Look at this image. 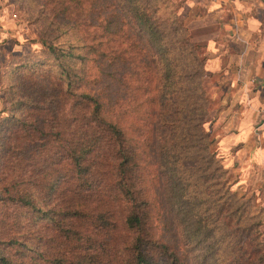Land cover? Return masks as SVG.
<instances>
[{
    "label": "trees",
    "instance_id": "trees-1",
    "mask_svg": "<svg viewBox=\"0 0 264 264\" xmlns=\"http://www.w3.org/2000/svg\"><path fill=\"white\" fill-rule=\"evenodd\" d=\"M37 1L60 33L41 37L57 87L50 99L21 94L15 109L28 111L9 122L30 140L1 150L8 159L0 182L20 171L24 196L12 197L36 215L31 226L46 222L42 264H264V207L229 189L206 127L202 48L175 8L161 13L162 3L151 0ZM37 64L24 71L44 72ZM71 98V112L59 119L57 107ZM34 109L51 112L48 127L28 122ZM36 131L40 143L31 139ZM49 136L61 148L40 165ZM31 184L42 188V203ZM14 185L4 191L20 194ZM17 254L2 248L0 264H22Z\"/></svg>",
    "mask_w": 264,
    "mask_h": 264
},
{
    "label": "crops",
    "instance_id": "crops-1",
    "mask_svg": "<svg viewBox=\"0 0 264 264\" xmlns=\"http://www.w3.org/2000/svg\"><path fill=\"white\" fill-rule=\"evenodd\" d=\"M180 1L204 55L212 148L264 201V0Z\"/></svg>",
    "mask_w": 264,
    "mask_h": 264
},
{
    "label": "rangeland",
    "instance_id": "rangeland-1",
    "mask_svg": "<svg viewBox=\"0 0 264 264\" xmlns=\"http://www.w3.org/2000/svg\"><path fill=\"white\" fill-rule=\"evenodd\" d=\"M155 1L162 3L161 6L164 8L163 10L162 8L160 9L161 13L166 10V13L169 12L168 14H171V11L175 8L174 11L184 19L185 28H190L189 25L192 22L187 21V19L183 17V8L185 7L184 1L151 0V4H154ZM40 8L37 0H0V175H2V166L4 167L5 164L3 160L8 159V156L4 157L1 155V150L8 148L11 143L20 145L24 142L27 144L30 140L29 137L25 138L22 136L25 129L24 126L18 125L20 128V134L17 136L12 133L15 126H11L9 122L11 118H16L28 111L26 108L15 109L16 105L22 100L21 94L25 93V96L28 99L31 97H37L39 99L41 95L48 93L43 96L46 99H50V97L52 98L50 93L55 95L54 91L57 87V81L54 74L58 73V69H56V66L54 65L55 61L53 57L49 56V52L43 44L41 37L49 35L54 39L59 36L60 33L55 24L50 25V21L45 20L43 13L40 12ZM166 16L170 17V15ZM94 31H96V33H101L102 28H98ZM63 39L64 36H61L59 40L54 41V44L62 42ZM112 46L114 45L112 44ZM35 61H38L39 63L36 65L38 68L37 70H44V72H38L32 76L30 72L27 73L28 69L24 71L26 68L24 64H32ZM136 62L142 65V59L137 60ZM132 65L135 66V63ZM21 75L26 76L24 80V85L26 87L24 88L19 87L20 81L23 83V80L20 78ZM127 95L129 98L131 97L130 94ZM72 104V98L62 100L56 111L60 112L59 119L62 118L64 114L68 115L71 112ZM29 114L28 122H35L42 127H48L47 122H49L51 116H53L48 110L42 111L38 109L29 111ZM33 114L41 115L38 121ZM42 118H46L47 121L42 122ZM5 120H8L7 123L5 126H1ZM56 128H54L55 131L57 130ZM33 135L34 137L31 136V139L35 140V142L40 143L41 140H44L40 139L37 131ZM47 138L49 142L47 143L46 150L44 149L47 153L45 155L38 154L40 165L43 164V162L48 164V158L61 148L60 142L55 136H49ZM215 151L218 153L219 157H222L218 150ZM32 161L34 162L35 158L32 159ZM223 161L225 164L224 158ZM227 171V177L230 181L229 189L232 192H236L238 195H244L245 197L254 196L256 203L264 207V201L257 196V189L254 190L252 188L249 190L248 185H241L235 180L231 169H227ZM19 173L20 171L17 173L11 172L2 182H0V191L4 194L2 200H0V252L2 248H7L11 253L14 252V254L19 250L20 255H15L14 260H17L22 264H29L30 262L31 264H42V262H45L43 259L49 256L46 253L47 249L43 245V242L39 239L41 233L45 234L43 231L46 229V222H39L38 224L31 226V222L36 215H34L33 212H30V209L24 207L22 203L13 199L12 196H24L21 192L22 183L18 179ZM28 176V173L24 174L25 183L28 181ZM17 181L20 183L19 186H16L20 190V194L17 192L13 193V190L8 191V193L4 191L5 186L7 188L13 187ZM41 189L42 188L39 186L35 188L32 184L29 186V190L33 193V198L37 197L38 202L40 203L44 201L40 191ZM42 205L45 206V204ZM261 230V237L264 240V213L262 216ZM50 233L53 235L52 230H50ZM28 236H31L32 238ZM59 239L60 238H58V240ZM10 241L11 244L9 246V243L2 244V242Z\"/></svg>",
    "mask_w": 264,
    "mask_h": 264
},
{
    "label": "built area",
    "instance_id": "built-area-1",
    "mask_svg": "<svg viewBox=\"0 0 264 264\" xmlns=\"http://www.w3.org/2000/svg\"><path fill=\"white\" fill-rule=\"evenodd\" d=\"M209 1L213 2V1H216V0H209Z\"/></svg>",
    "mask_w": 264,
    "mask_h": 264
}]
</instances>
